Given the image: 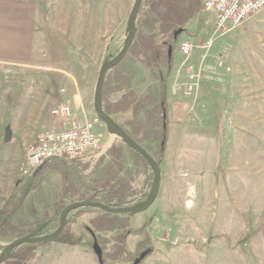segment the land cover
Instances as JSON below:
<instances>
[{"label": "rangeland", "instance_id": "374dc122", "mask_svg": "<svg viewBox=\"0 0 264 264\" xmlns=\"http://www.w3.org/2000/svg\"><path fill=\"white\" fill-rule=\"evenodd\" d=\"M197 1L200 10L180 17L185 19L177 26L181 33L170 53V70L164 75L167 142L156 199L142 210L107 213L110 230H105L109 221L104 211L83 212L65 228L63 238L73 240L72 245L57 240L23 244L11 251L22 257L17 264H99L94 244L103 254L104 264H264V10L236 28L218 31L213 16L203 12L202 0ZM89 2L85 6L80 0L56 1L52 11L44 12L41 58L27 66L0 65V122L8 119L0 124V210L11 205V197L18 201L27 180L20 175L25 151L3 142L4 129L13 127L4 113L24 105L27 97L34 99L39 90L46 101L47 119L45 130L39 133L53 131L57 120L50 113L67 102L73 104L66 100L71 89L76 87L77 97L93 105L101 65L114 59L129 37L127 20L134 0H109V5L105 0ZM154 2L142 6L136 47L160 30L161 13L171 9L170 22L181 15L173 14L174 0ZM177 6L187 9L188 0H178ZM251 22L254 24L249 25ZM209 39L211 47L203 48ZM183 41L193 44L188 56L180 53ZM119 64L104 86L106 101L121 97L117 92L121 75L140 98L158 94L161 79L155 69L137 62L132 52ZM191 76L194 87L185 95ZM37 80L43 83L39 86ZM148 115H152L150 105L136 114L137 121L146 125L139 140L157 163L158 143ZM110 117L135 138L142 133L127 124L133 119L130 111ZM98 121L94 131L105 152L96 159L77 161L75 174L66 179L59 170H46L13 217L19 230L25 231L50 211L54 201L67 206L76 200L62 198L66 180L76 189L72 196L84 194V201L93 198L94 190L105 180L104 167L112 160L110 147L120 139ZM119 142V177L131 176L127 200L140 202L143 189L150 186L151 170ZM104 194H99L102 201ZM14 240L0 238V248Z\"/></svg>", "mask_w": 264, "mask_h": 264}, {"label": "trees", "instance_id": "16d2710c", "mask_svg": "<svg viewBox=\"0 0 264 264\" xmlns=\"http://www.w3.org/2000/svg\"><path fill=\"white\" fill-rule=\"evenodd\" d=\"M154 1L157 0H142L141 8L138 13V17L136 20V35L135 38L129 47L127 53L132 52L136 61L140 62L141 64L145 65L148 68H151V70L154 69L157 72V77L161 79V83L158 89V94L156 96L152 97H147V98H140L134 90L131 89L129 86V80L128 78L124 77V75H121L120 78L122 79V83H120L119 89H117V92L122 93L121 97L116 100L115 102H108L106 99H104V86L106 84L107 78L110 74L111 70H115L120 64H118L116 67L110 69L105 76L104 84H103V89H102V94L100 97V107L101 110L108 116L112 115H121L125 112L130 111L132 114L133 119L131 120V124L133 126V130L136 132H140L142 130V133H140V136L138 138H135L132 136L123 126L116 124L123 129V131L133 140L135 141L138 145L141 146L140 140L141 138L145 135V130H146V125L138 122L136 118V114L144 109L147 106L152 107V115L147 116V121L148 125L151 127V130L154 132L155 135V141H157V153H158V159L157 163L160 164L165 153V148H166V142H167V107H166V97H167V83L164 80V75L165 72L168 73L171 67V56L168 55V50L170 49V53L173 48V44L177 40L178 36H174L175 32L178 29V25H181V21L184 20L185 18H180L183 16V13L189 11V16H192L196 11L200 10V4L198 3L197 0H188V6L187 9H182L179 8V6L176 7V2L178 0H174L173 3V14L179 15L178 18L175 21H169V16L168 14L170 13L171 9L167 10L166 12L161 13L160 19L162 24H160V30L156 33H153L148 39H146V42L141 43L140 47L135 46V39L140 37V12L142 10V6L146 3H155ZM167 3V2H166ZM172 3V2H170ZM167 6H169L167 4ZM176 7V8H175ZM169 8V7H168ZM172 8V7H171ZM167 19V20H166ZM157 22V21H156ZM170 33V37L163 38V40H156L157 36L165 37L167 33ZM168 39V40H167ZM164 49V51H162ZM126 53V54H127ZM124 59V58H123ZM121 63V62H120ZM140 138V140H139ZM144 139V138H143ZM120 140V139H119ZM119 140L115 139L113 144L110 147V155L112 160L110 163H108L105 167V180L102 184L98 185L96 190H94V193L92 195V199L90 201L92 202H99L103 203L106 206L110 208H122V207H130L135 205L138 201L135 199H128L130 197L129 194V178H122L119 177V173L122 170V164H121V156H120V147L119 145ZM123 144L124 142L120 140ZM125 145V144H124ZM126 146V145H125ZM127 147V146H126ZM142 147V146H141ZM128 148V147H127ZM143 148V147H142ZM146 152L147 150L143 148ZM128 150H130L128 148ZM133 152L136 156H138L144 163L145 161L134 151L130 150ZM148 153V152H147ZM77 161H63V160H58V159H49L46 160L39 168L34 170L28 177L27 180L25 181L24 185L21 187V195L18 198V201L15 200L13 202L11 197L8 201L9 204H11L9 207L6 206L2 210H0V238H14V239H19L21 237L29 236L31 238L33 237H40V236H45V235H50L56 232L58 229V224H59V216L63 209L66 207V205H63L61 201H54L52 204V207L50 208V211H46L43 213V216L36 220L35 222L31 223L30 226L25 230H19L17 228V225L14 224L13 217L18 211V206H21L22 201L24 200L26 194L32 190L34 186H36V183L39 179L42 178L43 173L46 170L52 169V170H59L63 175L64 178H67L68 174H75V165ZM146 167L148 165L145 163ZM39 178V179H38ZM152 178L153 174L150 171V186L148 193L143 195V197L140 199L141 201H144L151 193L152 191ZM72 181H64L63 186H62V198H76L75 201H71L70 203H75V202H81L84 201L83 197L84 194L80 195L79 197H76L71 194V191H75L76 189L71 183ZM100 192H105L104 196V201L101 200V195ZM140 201V202H141ZM8 204V205H9ZM96 210L101 212L99 209L95 208H80V209H75L71 210L65 217L66 221V226L69 225V223H73L77 220V218L86 211H92ZM109 215L105 213V220L107 219L109 222L108 224H105V230H110L111 228V220L108 219ZM65 228L63 233L59 236L57 241L72 245L74 243L73 240L70 238H63ZM263 228H261L262 230ZM133 231L130 230V233ZM134 233V232H133ZM50 242V241H47ZM43 242V243H47ZM42 243V244H43ZM1 249V248H0ZM2 250V249H1ZM14 250V249H13ZM12 250L8 251L5 254V259L3 260V263L5 264H17L19 263L20 260L22 259L21 256L17 255H12L11 253ZM147 251V248H145V251ZM149 253L152 251L149 250ZM147 252V253H148ZM148 253V254H149ZM102 255V264H104L103 261V254ZM15 258V259H14Z\"/></svg>", "mask_w": 264, "mask_h": 264}, {"label": "crops", "instance_id": "0c3cea01", "mask_svg": "<svg viewBox=\"0 0 264 264\" xmlns=\"http://www.w3.org/2000/svg\"><path fill=\"white\" fill-rule=\"evenodd\" d=\"M56 1L61 2V0H0V65L8 67L27 66L41 58L44 53L42 49L44 39L41 35L44 29V12L52 11L50 7L54 6ZM89 1L93 0H80V4L86 6L90 3ZM105 2H107L106 5L110 4L109 0H105ZM256 22L261 23L259 20ZM252 23L254 24L251 22L249 25ZM36 82L39 86L43 83L40 80ZM30 86L27 87V95L30 93ZM75 88L71 89L70 95L66 99L72 100L73 104L70 101L64 105L71 106L73 119L80 121L93 119L95 117L93 105L87 101L82 102L79 96L77 97ZM33 95L34 99L25 98L22 103L24 105L19 108H11L7 109L6 113L3 112L13 123V127L9 126L4 129L2 138L4 144H10L11 147L16 144V146L22 147L25 152L35 142L36 134L46 128L45 98L43 93L40 95L39 90ZM78 99L81 101L79 105ZM55 120L57 121L53 131L68 128L66 121L56 118ZM7 121L8 119L1 121L0 124L2 125ZM51 121L53 120L51 119ZM14 124H16L15 127ZM24 131L29 132V134H25ZM164 161L163 157L159 164L161 173L159 190L163 181ZM148 190L149 185L143 189V195L148 193Z\"/></svg>", "mask_w": 264, "mask_h": 264}, {"label": "built area", "instance_id": "2783aa9c", "mask_svg": "<svg viewBox=\"0 0 264 264\" xmlns=\"http://www.w3.org/2000/svg\"><path fill=\"white\" fill-rule=\"evenodd\" d=\"M202 10L214 18L218 31L236 28L264 10V0H202ZM212 40H207L203 48H210ZM193 49L189 41L180 43L179 50L188 56ZM184 94L189 95L194 87V76H191ZM54 118L66 121L68 128L59 131H45L37 135L35 142L25 152V162L20 169L22 177H28L46 160L79 161L96 159L105 147L100 136L94 131L99 122L96 117L80 121L73 119L70 105H62L50 113Z\"/></svg>", "mask_w": 264, "mask_h": 264}, {"label": "water", "instance_id": "95a60500", "mask_svg": "<svg viewBox=\"0 0 264 264\" xmlns=\"http://www.w3.org/2000/svg\"><path fill=\"white\" fill-rule=\"evenodd\" d=\"M142 0H134L131 12L128 16V25L130 26V34L127 39V41L124 43L118 54L115 56L114 59L112 60H106L100 67L98 77L96 79L95 87H94V97H93V110L95 113V116L97 117L98 120H100L107 130L114 134L115 136L119 137L120 140L124 142V144L132 151H134L136 154H138L148 165L149 169L151 170L153 174L152 178V191L150 195L141 202L136 203L133 206L130 207H122V208H110L106 206L103 203L99 202H92V201H81V202H75L67 205L63 211L61 212L59 216V224H58V229L56 232L50 235H45V236H40V237H21L19 239H16L9 243L7 246H5L1 252H0V264L3 262L5 259V254L17 248L18 246H21L23 244H39L47 241H55L59 238V236L63 233L64 228L66 226V221L65 217L66 215L71 211L75 209H80V208H95L99 209L101 211H104L105 213H110V214H126L130 212H135L138 210L145 209L148 207L153 201L156 199L158 192H159V187H160V178H161V173H160V167L159 165L155 162V160L140 146L138 145L135 141H133L124 131L121 129L112 119L110 116L106 115L100 107V97L102 94V89H103V84L105 80L106 73L116 67L125 57L129 47L131 46L135 35H136V20L138 17L139 10L141 8ZM181 33V30H177L175 32L174 36H177ZM168 55L170 56V49L168 50ZM7 134V133H6ZM92 249L94 253L96 254L97 261L99 264H102V255L101 251L98 247L97 244H94L92 246Z\"/></svg>", "mask_w": 264, "mask_h": 264}, {"label": "flooded vegetation", "instance_id": "af4514ba", "mask_svg": "<svg viewBox=\"0 0 264 264\" xmlns=\"http://www.w3.org/2000/svg\"><path fill=\"white\" fill-rule=\"evenodd\" d=\"M6 257V256H5Z\"/></svg>", "mask_w": 264, "mask_h": 264}]
</instances>
